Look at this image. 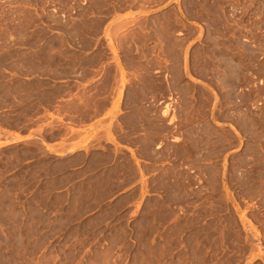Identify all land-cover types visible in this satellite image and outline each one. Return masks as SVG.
<instances>
[{
  "label": "rangeland",
  "instance_id": "374dc122",
  "mask_svg": "<svg viewBox=\"0 0 264 264\" xmlns=\"http://www.w3.org/2000/svg\"><path fill=\"white\" fill-rule=\"evenodd\" d=\"M17 129L0 264H264V0H0Z\"/></svg>",
  "mask_w": 264,
  "mask_h": 264
},
{
  "label": "crops",
  "instance_id": "0c3cea01",
  "mask_svg": "<svg viewBox=\"0 0 264 264\" xmlns=\"http://www.w3.org/2000/svg\"><path fill=\"white\" fill-rule=\"evenodd\" d=\"M120 107H121V110L130 112L133 110L140 109L141 106L140 105L125 106L122 104L120 105ZM158 107H159L158 109H160L161 111L163 110V104L159 105ZM213 114H215L214 111L210 113L209 118H208L209 121L212 119ZM34 136H36L34 131H31V130L22 131V130L17 129L13 131L12 133L0 136V142L13 143L17 141H25Z\"/></svg>",
  "mask_w": 264,
  "mask_h": 264
},
{
  "label": "bare ground",
  "instance_id": "6f19581e",
  "mask_svg": "<svg viewBox=\"0 0 264 264\" xmlns=\"http://www.w3.org/2000/svg\"><path fill=\"white\" fill-rule=\"evenodd\" d=\"M5 142H0V145H3Z\"/></svg>",
  "mask_w": 264,
  "mask_h": 264
}]
</instances>
